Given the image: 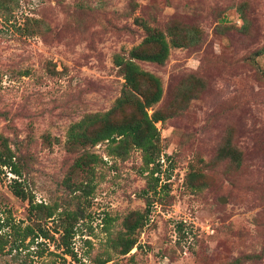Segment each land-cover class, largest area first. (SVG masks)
Here are the masks:
<instances>
[{
	"label": "rangeland",
	"instance_id": "obj_1",
	"mask_svg": "<svg viewBox=\"0 0 264 264\" xmlns=\"http://www.w3.org/2000/svg\"><path fill=\"white\" fill-rule=\"evenodd\" d=\"M0 5V141L15 156L0 166V264H264V0ZM153 31L165 60L133 62L160 83L144 109L157 158L95 141L103 125L73 137L88 115L143 117L113 111L114 57L155 49Z\"/></svg>",
	"mask_w": 264,
	"mask_h": 264
},
{
	"label": "trees",
	"instance_id": "obj_2",
	"mask_svg": "<svg viewBox=\"0 0 264 264\" xmlns=\"http://www.w3.org/2000/svg\"><path fill=\"white\" fill-rule=\"evenodd\" d=\"M2 5H0L1 7ZM27 19V18H26ZM23 29V28H22ZM147 43L155 46V49L148 52H140L138 48L132 50V57L130 59H124L117 55L114 57V62L121 69L124 70L125 89L122 96L117 99L114 110H121L127 104H132L134 107L143 113V117L137 121L126 122H113L112 111L103 114H93L82 118L78 123L72 127V134L74 129H78L79 133H74L73 137L86 138V131L88 127L96 125H103L105 129L101 131V135H98L94 140H102L117 135L120 138V142H125V139H131L132 143L141 147L144 152L145 159L148 158L152 161L157 158V151L152 140V129H155L154 123L148 119L145 106L151 105L157 101L161 96V87L157 77L146 71H141L139 67L133 62V59L148 60L154 62H163L168 54V45L163 38V35L158 31H153L147 38ZM140 80H146L152 87L153 91L145 97L144 101H139L136 98L133 89H136ZM131 100V102H130ZM103 134V135H102ZM5 159V160H4ZM6 159H15L11 149L7 146L5 141H0V166L6 165ZM13 166V163H11ZM16 173V171L14 170ZM18 174V173H16ZM13 195L20 199H26L27 195L25 190L20 187V184L13 180V184L10 186Z\"/></svg>",
	"mask_w": 264,
	"mask_h": 264
},
{
	"label": "water",
	"instance_id": "obj_3",
	"mask_svg": "<svg viewBox=\"0 0 264 264\" xmlns=\"http://www.w3.org/2000/svg\"><path fill=\"white\" fill-rule=\"evenodd\" d=\"M224 202H225L224 199H222L221 203H224Z\"/></svg>",
	"mask_w": 264,
	"mask_h": 264
}]
</instances>
